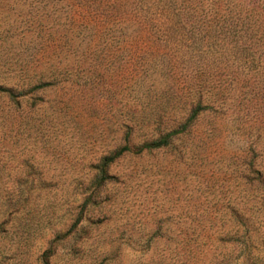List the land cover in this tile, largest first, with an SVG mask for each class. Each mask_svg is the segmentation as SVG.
Wrapping results in <instances>:
<instances>
[{
  "label": "rangeland",
  "instance_id": "374dc122",
  "mask_svg": "<svg viewBox=\"0 0 264 264\" xmlns=\"http://www.w3.org/2000/svg\"><path fill=\"white\" fill-rule=\"evenodd\" d=\"M97 4L0 0V264H264L259 84Z\"/></svg>",
  "mask_w": 264,
  "mask_h": 264
},
{
  "label": "trees",
  "instance_id": "16d2710c",
  "mask_svg": "<svg viewBox=\"0 0 264 264\" xmlns=\"http://www.w3.org/2000/svg\"><path fill=\"white\" fill-rule=\"evenodd\" d=\"M96 1L95 10L101 4L104 8L95 18L90 11L93 20L102 24L107 22L109 26L132 22L137 25V30L152 34L148 37L139 34L137 38L141 45L162 44L168 47L173 40L176 49L186 46L190 51L189 59L197 51L200 56L208 57L207 63L213 66L220 79L225 77L233 81L239 72L248 86L247 90L251 91L259 84L257 87L264 94V0H93ZM171 31L179 36L175 39ZM205 68L200 67L199 72ZM0 92L8 90L0 87ZM223 94L221 89L220 96ZM203 101L204 96L200 95L180 129L159 136L134 153L167 146L199 112L210 108L203 105ZM131 149L125 145L112 158L106 159L103 172L114 159L131 152ZM106 178L102 175L103 180Z\"/></svg>",
  "mask_w": 264,
  "mask_h": 264
}]
</instances>
